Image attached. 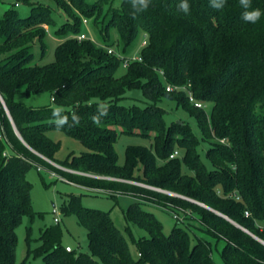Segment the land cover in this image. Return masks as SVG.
Returning a JSON list of instances; mask_svg holds the SVG:
<instances>
[{"label":"trees","instance_id":"16d2710c","mask_svg":"<svg viewBox=\"0 0 264 264\" xmlns=\"http://www.w3.org/2000/svg\"><path fill=\"white\" fill-rule=\"evenodd\" d=\"M54 1L71 20L57 30L66 38L51 62L33 63L32 51L38 40L44 55L45 26L56 23L47 5L15 0V5H29L30 14L22 16L11 7L0 19V94L13 120L0 101V264H17L16 229L25 216L33 219L37 213L27 173L40 165L53 167L41 155L68 169L139 181L209 208L124 181L70 173L82 185L142 193L148 201L168 205L185 215L187 228L178 222L166 234L153 212L138 201L130 204L127 219L148 233L131 235L138 249L134 258L110 212L84 206L81 196L72 194L62 211L76 213L87 229L89 252L67 250L58 223L46 227L32 248L29 226L26 256L18 264H34L30 258H41L42 264H215L213 245L224 264H264V15L255 24L243 21L239 0H226L220 10L210 0H187V14L178 7L182 0H150L144 11L130 0L119 6L115 0ZM251 8L264 12V0H251ZM83 18L104 23L105 40L115 28L125 46L144 31L148 39L139 59L125 60L109 47L79 39ZM122 61L128 64L119 75ZM168 85L176 88L168 90ZM135 89L142 91L143 105L124 104L127 92ZM188 91L205 106H196ZM22 92H50L53 103L28 106L16 99ZM162 98L176 100L194 116L202 138L185 123L168 124L158 105ZM56 107L61 111L53 117ZM64 116L68 125L57 128L54 119ZM73 116L80 118L78 124L73 125ZM92 116L99 118V126ZM53 129L87 150L58 161L61 143L48 135ZM121 133L146 137L150 146L128 145L121 164L115 149ZM203 140L210 167L199 152ZM194 220L202 234L191 237Z\"/></svg>","mask_w":264,"mask_h":264},{"label":"rangeland","instance_id":"374dc122","mask_svg":"<svg viewBox=\"0 0 264 264\" xmlns=\"http://www.w3.org/2000/svg\"><path fill=\"white\" fill-rule=\"evenodd\" d=\"M87 1L92 3L95 0ZM14 2L15 0H0V19L4 17L5 12L11 7H16L22 16H27L28 14H30L31 7L29 5H15ZM35 2L47 5L56 20V23L54 24L55 26H45L48 32L45 37L46 49L44 55H42L41 43L38 40H36L32 46V51L35 53L33 63L45 64L55 60V48L60 41L66 38V36L62 37L58 35L57 30L64 21L71 20V17H69L56 4L54 0H35ZM120 3L121 0H115L113 5L119 6ZM85 19L87 23H84ZM103 28L104 23L100 22L99 25H96L93 19L83 18L82 32L87 35L88 39L92 40L98 46H102L104 48L111 47L116 55H118L119 57H125V60H133L140 56L144 43L148 39L144 31L141 30L139 32L138 37L131 45L125 46L119 39L118 32L115 28L110 30L109 38L108 40H105L102 35ZM70 36L74 35H67V37ZM125 70L126 61H122L117 73L121 75L125 72ZM126 96L127 97L122 101L126 105H132L135 103L143 105L144 103L143 93L140 89L128 91ZM16 99L32 107L46 106L53 103L50 92H42L31 95H27L26 93L22 92L16 96ZM158 105L163 109L164 117L168 124L172 121L185 123L190 126L192 131L198 137L202 138V132L200 131L196 118L194 116H191L187 110H185L177 103L176 100L162 98L158 102ZM211 106L212 104L209 103L206 107V111L209 116L211 115ZM48 135L55 141H59L61 143L60 149L55 154V158L58 161L67 159L72 153L80 155L87 150L79 140L67 135L61 130H50L48 132ZM130 144H143L150 146V139L137 134L121 133L115 144L119 163H124L126 158V148ZM207 146L208 142L204 140L201 141L199 152L203 161L207 164L208 167H210V162L206 157ZM42 157L44 156L42 155ZM44 159L50 162L53 167L49 169L43 165H40L37 168H32L27 173V178L32 185L31 200L33 207L37 213L33 219H31L29 216H25L22 223L16 229L18 238L16 246L17 264L20 263L26 256L28 246L26 237L27 228L29 226L32 228V248H35L40 244V236L42 234V231L46 227L58 223L63 230L62 243L64 245L70 246L72 251L76 250L77 252H89L87 229L79 223L76 213H64L62 211V207L69 202L70 195L72 194L80 195L82 204L84 206L98 208L110 212V215L113 218L116 226L125 235L129 244L130 252L134 258L138 257V249L133 242L131 235L139 238L140 236H148V233L146 230L140 228L138 225L127 219V212L130 204L138 201L140 202V206L143 209L153 212L162 221L166 234H169L172 228L178 222V225L186 227V224L183 222L186 219L185 215L181 214V216H179L168 205H161L157 202L144 199L145 197L142 193L137 194L130 192L129 194H125L122 191H118L109 187L104 188L91 185H82L75 180H71L67 174L79 173L87 175L91 178H99L106 181H124L126 183L135 184L166 194H168L166 191L174 193L172 191L145 185L135 180H126L109 175H100L96 173H88L80 170L68 169L63 167L61 164L47 159L46 157H44ZM42 177L45 178V182L47 185H45ZM174 194L168 195L177 196ZM55 207L57 209V213H54L53 209ZM55 217L59 218L58 222H55ZM193 224L194 227H192V229H189L191 237H194L195 234L201 235V231L197 228L198 225H200L199 222L194 220ZM212 256L215 264H224L219 250L214 245ZM30 260L34 264L43 263L41 258H30Z\"/></svg>","mask_w":264,"mask_h":264},{"label":"clouds","instance_id":"9594fccd","mask_svg":"<svg viewBox=\"0 0 264 264\" xmlns=\"http://www.w3.org/2000/svg\"><path fill=\"white\" fill-rule=\"evenodd\" d=\"M130 2L135 6H139V11L147 10L149 7L150 0H130ZM226 0H210L211 7L220 10L225 6ZM239 3L243 9H245L241 13V19L247 23H257L261 16L264 15L259 8L252 9L251 8V0H239ZM179 9L184 13H189L190 5L187 3V0H182V2L178 5ZM251 9V10H249ZM104 106V105H102ZM61 111V107H56L53 109L52 115L53 117H58L59 112ZM102 115H107V112L102 113ZM94 124L97 126L100 125L99 118L97 116L91 117ZM72 120L74 124H78L80 122V118L77 116H73ZM53 123L56 125L57 128H63L65 125H68V118L67 116L59 117L54 119ZM72 126V125H69Z\"/></svg>","mask_w":264,"mask_h":264},{"label":"built area","instance_id":"2783aa9c","mask_svg":"<svg viewBox=\"0 0 264 264\" xmlns=\"http://www.w3.org/2000/svg\"><path fill=\"white\" fill-rule=\"evenodd\" d=\"M84 23H87L86 19L84 20ZM77 37H78L79 39H85V38H88L87 35H86L85 33H83V32L80 33L79 35H77ZM144 44H145V43H144ZM108 51H109L110 53H111V52H114L113 49H112L111 47H109ZM136 59H139V57L136 58ZM127 64H128V62H126V65H127ZM174 88H176V87L171 86V85H168V86H167V89H168V90H172V89H174ZM177 88H178V87H177ZM188 96H189V99H190L191 101H193V102L195 103L196 106H198V107H204V106H205V104L203 103V101H200V100L195 99V97L193 96V94H192L191 91H188ZM176 154H177V151H175L173 154H171V157H174ZM39 169H40V168H39ZM180 197H183V195H181ZM184 197H185V196H184ZM186 199H187V197H186ZM189 200L192 201L193 199H190V198H189ZM194 201H195V200H193V202H194ZM53 210H54V213H57V209H56V207H55ZM245 215H246V216H249V215H250V212H249L248 210H246V211H245ZM54 219H55V222H58V221H59V218H58V217H55ZM66 249L71 250V247H70V246H67Z\"/></svg>","mask_w":264,"mask_h":264},{"label":"water","instance_id":"95a60500","mask_svg":"<svg viewBox=\"0 0 264 264\" xmlns=\"http://www.w3.org/2000/svg\"><path fill=\"white\" fill-rule=\"evenodd\" d=\"M0 100H1V102H2V104H3V106H4V109H5V111H6V114L8 115V117L10 118V120L13 122V120H12V118H11V115H10V112H9V110H8V108H7V106H6V104H5V102H4V99H3V97L1 96V94H0ZM15 127V126H14ZM15 130H16V133L20 136V138L22 139V137H21V135L19 134V132H18V130L16 129V127H15ZM42 156V155H41ZM44 158V157H43ZM168 194H174V193H171V192H168V191H166ZM174 195H177V196H181V195H179V194H174ZM183 198H186V197H184L183 196ZM187 199H189V198H187ZM193 201V200H192ZM194 202H197V201H194ZM197 203H199V204H201V205H203V206H206L205 204H202V203H200V202H197ZM206 207H208V206H206ZM209 208V207H208ZM217 213H219V212H217ZM219 214H221V213H219ZM259 239V238H258ZM264 243V242H263Z\"/></svg>","mask_w":264,"mask_h":264}]
</instances>
